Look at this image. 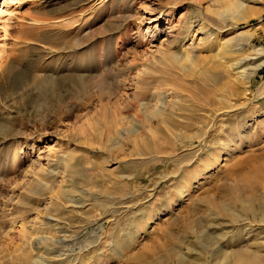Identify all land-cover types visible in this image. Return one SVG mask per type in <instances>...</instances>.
<instances>
[{
  "label": "rangeland",
  "instance_id": "obj_1",
  "mask_svg": "<svg viewBox=\"0 0 264 264\" xmlns=\"http://www.w3.org/2000/svg\"><path fill=\"white\" fill-rule=\"evenodd\" d=\"M131 1L1 0L0 9L4 13L0 16V56L6 55L12 48L20 28L26 33L39 32L37 36L41 41L35 42L39 44L40 50L42 49L41 61L33 62L26 58L18 65L19 72L26 75L34 69L32 73H35L37 66H45L56 70L57 76L55 84L54 81L34 79L27 82V75L23 79L15 75L16 77L3 80L5 82L0 84V111L12 112V118L8 121L0 119V124H12L14 128H20L22 123L29 122L28 119L33 120V116L39 118L41 114L46 115L41 118L46 119L48 124L45 129H39L38 134H34L33 130L28 133V148L24 149L25 153L17 162L20 167L10 175L11 184L16 187L14 201L21 203L27 200L31 204L40 202V196L37 194L48 193L49 187L43 184H52V181L50 177H41L43 184L31 185L33 178L45 172L48 158L55 159L58 154H68L71 156V167L69 171L62 173L54 183V188L59 192L60 186L67 181L74 196L84 197L86 206L47 211L49 208L45 201L40 203V207L44 209L39 214H27L26 208H13L12 204L5 206L14 191L6 185V190L0 191V239L6 234L18 233V229L23 227L22 218L25 214L28 215L27 220L37 223V227L45 214H52L64 227L70 228L73 234L75 233L74 236L76 235L74 242H69L70 245L72 243V258L75 260L72 264H124L115 252L116 246L119 242L124 243L129 235L134 233L138 234V242L133 249L136 253L150 251L154 258L162 257L166 259V264H175L174 257H170V251L180 245L179 240H184L196 250L203 249V246L197 242L187 224H179L176 227L173 239L166 236L165 231L171 218L183 216L184 224L189 218L197 219L210 214L211 211L214 212L213 209H206L194 215L191 213L192 204L213 191L214 184L220 185L228 179L226 172L233 163L252 153H260L264 148V94L258 93L259 86L264 83V65L257 70L250 84L238 86L241 93L236 95L231 94L230 88L224 86L231 81L229 74H234L235 71L231 68L229 71L225 66L215 68L212 62L205 58L208 51L199 45L202 34L196 37L195 45L197 54L201 55L200 60L204 61L196 68L195 74L178 71L176 65L169 63V56L168 60H165L168 65L167 62H159L160 65L158 62H150V55L156 52L155 49L161 42L177 34L186 16L193 13L196 6H201V9L195 28L203 26V31H207L210 27L213 28L214 24V27L219 29L220 38L235 32L248 31L251 33L249 36L252 38V46L262 47L264 51V0H238L245 4V9L242 10L244 12L237 11L238 13L230 14L231 16H223L219 11L227 9L235 0H177L180 2L178 4H173L170 0H134V3L130 4ZM213 8H216L214 13L210 10ZM162 9L166 15L160 20L154 19ZM130 13L134 17L127 25L121 26L125 23V14ZM122 20L124 23L121 24ZM117 25L120 27L117 28ZM28 36L29 34L25 35L26 42L30 41ZM108 37H114L109 41L112 42L110 45ZM115 39L119 41L118 44ZM78 41L84 43L78 45ZM189 42L186 37H181L179 46L184 48ZM21 45L24 46L25 43ZM45 48H50L56 53L49 57ZM105 48L108 53L113 52L115 48L120 51L122 59L119 67L125 69L121 75L130 82L129 86L126 85V90L124 88L122 91L126 96L132 97L135 90L136 93H141L140 98L147 97L151 104H155L152 92L156 91L157 95L167 92V100L171 102L181 90L185 100L174 108L176 116L173 115L170 121L177 122L180 118V123L187 127L180 124L182 126L169 131L167 124L159 125L155 118L149 119L140 109L142 99L135 100L133 105L134 99H130L129 108H124L122 112L135 116L136 121L140 122V136L132 135L126 138L121 147H113L110 140H107L109 135L115 137V133L105 132L102 136L92 132L91 127H86L89 129L85 131L82 130L84 128H79L82 122L92 123L98 118L106 120L104 114H101L105 111L104 104L103 108L98 105L101 104L98 100L100 92L96 87L87 92L90 95L84 94L78 87V81L64 78L62 75L66 67L72 68V64L91 58L94 64L102 65L99 66L101 72L104 63L100 56ZM87 50H92L91 58L84 57ZM252 50L248 49L247 54L250 53L254 58L255 51ZM149 64L151 66H148ZM144 72L141 77L140 74ZM136 78L142 81L143 87L140 84L139 87L135 86ZM159 79L164 81L162 86L156 85ZM111 80L110 77L108 82L113 83ZM148 83L154 87L147 86ZM146 91L151 95L144 97L143 92ZM19 93L21 96L17 97ZM77 95L82 105L80 104L81 107L79 106L76 113L70 114L66 107L72 109L73 98ZM15 97L23 98L18 100L19 104H15L11 102ZM57 105L61 110H58ZM48 107L54 109L49 110ZM212 109L215 114L210 116L207 112L213 111ZM38 110L41 112H36ZM204 121L207 126L201 128ZM149 127L156 133L150 134ZM91 134L94 138L88 144L85 136ZM133 137L139 138L137 147H134L130 140ZM13 141L0 147L1 156H5L3 152L11 150L9 147L14 146ZM33 143L36 147L34 149L31 146ZM106 144L109 145L108 149ZM90 158L94 162H89ZM34 159L35 163L32 162ZM259 194H263L262 189ZM215 213L219 216L218 212ZM188 214H191L190 217ZM16 215L19 216L14 219ZM227 219L225 222L228 227L223 229L225 237L217 239L219 246L230 251L250 245L254 249L263 250L264 254V223L260 222V217L254 221L253 215H248L245 221L236 223L237 225L231 224ZM97 222L103 226L102 234L97 230ZM187 245L182 246L185 252H189ZM201 255V261L209 260L210 264H214L215 259L209 254ZM54 264L70 262L54 259Z\"/></svg>",
  "mask_w": 264,
  "mask_h": 264
},
{
  "label": "bare ground",
  "instance_id": "obj_2",
  "mask_svg": "<svg viewBox=\"0 0 264 264\" xmlns=\"http://www.w3.org/2000/svg\"><path fill=\"white\" fill-rule=\"evenodd\" d=\"M170 1L173 4L180 3L177 0H170ZM133 3L134 0L130 2V4ZM1 5L2 2L0 0V7ZM125 6L127 7V5ZM196 7L194 8V10L192 9L193 11L191 10L193 13H190L186 16V20L181 24V27L177 31V34L173 36L171 35L172 37L167 39L165 42H161V45L155 49L156 52L152 54V56L150 55L151 64H155L156 62H158V64L159 62L160 63L165 62L167 56H169L168 58L170 59L169 63H173L174 65H176V67L179 69L178 71H181V73H186V74L187 72H190L191 74L192 73L195 74L196 68L198 66L200 67L201 63L204 61V59L200 60L201 55L197 54L198 53L196 52L197 45H195V41L197 39L196 37H198L199 34H202L201 37L199 38V45H201V48L203 50L208 51L207 54L208 56L205 58L209 59V62H212L215 68L219 66H225L227 67V69L229 68V71L230 68L235 71L234 74L231 75L229 74L231 83L228 82V84L224 86L230 88L232 92L231 94H236V95L240 94L241 92L239 91L238 86L250 84L251 83L250 80L256 74L257 70H259L264 65L263 48L262 47L257 48L255 46H252L251 44L252 38L251 36H249L251 33H249L248 31L235 32L232 35H228L225 38H220V36L218 35L219 29L214 27V24H213V28L210 27L207 31H203L204 28L203 26H199L195 28L194 25L196 24L197 19L200 17V15H198V12H200L201 6L199 8ZM244 9H245V4L239 2L238 0H235L234 2L230 3L227 9L219 11V13L223 16H231L230 14H234L237 11H242ZM210 10L213 13L216 12V8ZM3 13L4 11L0 9V16H2ZM164 14L165 11L162 9L159 11L158 15L154 17V19L160 20L163 18ZM133 17L134 15L132 13L125 14V17L123 19L125 20V23L123 22V20L120 21L121 24L122 22L124 23L121 26L127 25L128 22ZM116 27L118 28L120 26L117 25ZM20 29L21 31L19 30L17 37H15L16 40H14L12 48L8 51L6 55L0 56V84H3L5 82L3 80H7L8 78H12V77L14 78L15 75H17L21 79H23L27 75L26 77V80H28L27 82L32 81L34 79L35 81H51V82L54 81L53 83L55 84L56 83L55 80L57 77L56 70L52 68L49 69L48 67L45 66L44 67L37 66V69L34 71L35 73H32L34 70L33 69L31 71L32 74L26 73V75L25 73L19 72L18 65L23 61H25L26 58H29L28 60L33 62L34 61L40 62L42 57L41 55L42 49L40 50L39 44L35 42V40L41 41V39L40 38L38 39L37 36L39 32L37 34L34 32L26 33L25 30H22V28ZM27 34H29L30 36L29 42H26L27 40L25 39L27 37V36L25 37V35ZM181 37H186L187 41L190 40L188 45H186V47L184 48L179 46ZM108 39H110L108 40L109 42L112 41L114 37H108ZM115 40H114L115 43L118 44L119 41L117 39ZM22 43H25V45L24 46L21 45ZM83 43L84 42L82 41L80 42L78 41V45H82ZM111 43L112 42H109V45ZM246 46H249V48H247ZM248 49H253L252 51H255L254 58L251 57L252 55L250 53L247 54ZM45 50L47 51L49 57L53 56L56 53L54 50L50 48H45ZM118 50L119 49L115 48L113 52L108 53L106 52L107 49L105 48V50L101 54L102 56H100L104 63L101 72L99 70L100 65L94 64L93 58H91L93 56V53H91L92 50L89 51L87 50L84 57L91 59L82 62L78 61L72 64V68L66 67L62 75L64 78L67 79L73 78L74 80L78 81V87H80V91H82L84 94L90 95L87 92H91V88L93 87H96L97 91L100 92L98 93L99 94L98 100L101 104L96 103V101L94 103L100 106L104 104L103 106L105 111L103 110L101 114H104L106 120L105 119L101 120L100 118L98 119L96 118L97 120L92 123L82 122L79 128H84L82 130L85 131L91 127L92 132L102 136L105 132L109 134L115 133L114 134L115 137H112V135L111 136L109 135V137H107V140L108 139L110 140L111 142L110 145L113 147H117V146L121 147L123 141L126 140V138L128 137H132V135L140 136L139 128L141 126L140 122L136 121V119L134 118L135 116L132 117L131 115L123 114L124 112L123 109L129 108L130 106V104H128V101H130L131 103L130 99H134L132 101L133 102L132 105H133L135 103L134 102L135 100L137 99L141 100L142 98H140L141 95H139L141 93L138 94L135 92V90L134 92H132L133 93L132 97L126 96L125 92H124L125 95L123 94L122 92L123 89L125 88L124 90H126V85L129 86L130 84L128 83L130 82H127L129 81L127 78L122 77L123 74L121 75V73L125 72L124 71L125 69H123L122 67L121 69L119 67L122 58L120 55V51ZM27 53L28 55H26ZM148 66L151 65L149 64ZM169 66L170 68L172 67L171 65ZM144 69H146V67H144ZM172 69H174V67ZM142 74H145V72L141 73L140 76ZM108 76L109 78L110 77L112 78L111 81H114L113 83L108 82L109 79ZM178 77L179 76H177V78ZM94 82H96V84ZM135 82H136V84L134 83L135 86L138 87L139 84L140 85L143 84L139 78H136ZM162 82L164 81L159 79V82L156 85L162 86ZM46 85L47 83L45 84V86ZM146 85L152 86L151 83H148ZM44 88L46 89V87ZM95 91L96 90H93V92ZM178 93L179 94L177 95L176 93L175 94L176 96H174L175 98L172 101L170 100L171 102H169L167 100L168 96H166V94H168L167 92H162V94H158V95L156 91L152 92V95L150 93H147V91L143 92L144 97L147 96L148 94L153 96V99L156 100V103L151 104L148 101L147 97H145L146 99H142L141 102L139 101L141 106L140 109L146 114V116L149 119L155 118V120H157L159 125L162 126V124H167L166 128H168L169 131L174 127L178 128L183 125L182 123H180L179 117H178L179 120H176L177 122H174L175 120L170 121V119L174 117L173 115L176 116L174 108H176V106L179 103H182L185 100V97L182 94L181 90L180 92L178 91ZM258 93L259 95L264 94V83L261 86H259ZM25 94L26 93H24V95ZM18 96H21V94L19 93L17 97ZM78 96L79 95L73 98L72 109L66 107V109H68L67 111L70 112V114L76 113L77 112L76 110L79 108L81 104L78 101L79 100ZM90 97L92 98L93 96ZM21 98L16 99L15 97L11 100V102H14L15 104H19L20 101L19 99ZM121 99H123L122 102ZM80 101H82L81 98ZM49 103L50 102H48V104ZM124 103L125 105H122ZM7 104L8 103H5V105ZM152 105L155 106L152 107L154 108V110L151 108ZM96 107L94 108L96 109ZM54 108H55V104H54ZM58 110H61L59 109V106H58ZM36 112H41V110H38ZM52 112L51 113L49 112V114H52ZM207 113H209V115L211 116L215 114V111L213 110ZM10 114H12V112L9 110L0 111V119H4L8 121V119L10 120L12 118ZM45 116H46L45 114L44 115L41 114L39 118L33 116V120L28 119L29 122L22 123L20 128H14L12 124L7 126L0 124V147H3L11 140L12 141L14 140L13 141L14 146L9 147V149L11 148V150H7L6 152H3L5 153V156L4 155L1 156L2 153L0 152V165H1L0 191H5L7 187H11L14 191L12 195L9 196V200L5 204V206L12 204L11 206H13V208L17 206L18 208L20 207L21 209L26 208L25 210L27 214L28 213L39 214L44 209L43 207H40V203L41 204L45 203V201H46V205L49 208V210L46 209L47 211H50L51 209L60 210L61 208L68 209L69 207L72 206L73 208L76 207L82 208L86 206L85 203L86 200L83 199L84 197L77 198L76 196H74L70 188L71 185L68 184L66 180H65L66 181L65 184H62L60 186L59 192H57L54 188V186L56 185L54 183L58 181V178L61 177L62 173L69 171V168L71 167L70 166L71 156L68 154H58V156L55 159H50L51 157L48 158L45 172L42 173L41 176L37 178L36 177L33 178L31 185L33 183L43 184L41 177L42 178L50 177L52 181V184L49 183L43 184L47 188L49 187L47 191L48 193L37 194L38 197L40 196L39 197L40 202L39 201L36 202V204H38L37 206H34L36 204L33 203L31 204L27 200L25 201L23 200L21 203L14 201V198L16 197L15 194L16 187H14L11 184L10 175L12 174V172L16 171L17 168L19 169L20 167L18 166L20 164L19 163L17 164V162L20 161L23 153H25L23 152L24 149L28 148L29 131L33 130L34 134L36 133L38 134L40 133V131H38L39 129L43 130L45 129L46 126H48L47 120L41 118ZM206 123H207L206 121H204V123L202 122L201 128L206 127L207 126ZM183 126L185 127L186 125ZM149 132L150 134L156 133L153 132L152 127H149ZM136 137H133V139L129 138L132 141L134 147L137 145V140L139 139ZM93 138H94L93 134H91V136L89 135L85 136L86 142L88 144L90 140H93ZM130 140L129 142H131ZM175 140H177V138ZM31 146L33 149L36 148L34 147V143ZM106 146L108 149L109 145L106 144ZM32 151L33 150H31V154ZM90 161L94 162V160L91 158L89 159V162ZM32 162L35 163V159L32 160ZM226 175L228 176L227 177L228 179L222 181L220 185L218 184L215 186L214 184V187H212L214 188L213 191L215 192L211 191L213 192L212 194L211 192H208V194H205L202 198L197 199V201L195 200L196 202L192 204L193 206L191 208V213L194 215L197 212L206 211V209L207 210L213 209L214 212L211 211L210 214H207L203 217H198L197 219L189 218L187 222L185 221L186 223L184 224L182 222L183 216L182 217L180 215L176 217L173 216V218H171L170 222L167 224V228L165 231L166 236L172 238V236H175L176 234L175 229L179 224H181L182 226L187 224L188 229L191 230V233L194 236H196L197 242H199V244L201 243L203 246V249L196 250L195 248H192L190 244L187 245L184 240H179L175 238L176 240L180 241L179 242L180 245L178 247L171 248L170 251V257L171 259L174 257L176 261L175 264H210L209 260H203V261L200 260V257L202 256L201 254H209L211 258L215 259L214 264H264V254L262 253L263 250L261 249H257V248L254 249L249 245V246H245L244 248H242L243 247L242 246L240 248L238 247L231 249L230 251H227L226 249H224L223 246H219V244H217V239L223 236L225 237L223 229L228 227L227 222H225L226 218H228L227 220H230L231 224L234 223L236 224L245 221L244 219H247L248 215H253L254 221L257 220L256 218L260 217L261 218L260 222L264 223V148L261 149L260 153H252L248 157L242 158L236 161L235 163H233L232 167L231 168L229 167V169L227 170ZM6 185L7 187H5ZM261 189L263 191V194H259ZM82 192L87 193L86 190H82ZM215 212H218L219 213L218 215L220 217L217 216V213ZM27 214H25L22 218L23 227L21 226L22 228L18 229V233H14V235L6 234L4 238L0 239V264H54V259H58L59 262L69 261L70 264H72V262H75L74 258H72V243L71 245L69 243L74 239H76V235L74 236L75 233L73 234V231L70 228L67 229L66 227H64L61 224V221L59 219H56L52 214H47V215L45 214V217L41 219V221L38 223L39 227L36 226L37 223L35 221L27 220L28 218L26 219V217L28 216ZM18 216L17 215L16 217L14 216V219H16ZM28 222L29 224H27ZM96 225L98 227L97 230L99 229L98 231L101 233L103 226L98 222ZM137 242H138V234L134 233V234H130L129 238L126 241H124V243L120 244L119 242V245L116 246L117 250L115 252L117 253L118 258L124 262V264H166L165 258L162 257L154 258V254L150 251L136 253V251H134L133 249L134 247L136 248L135 244H137ZM185 245L189 246L188 247L189 252H185L183 250L182 246ZM191 255L193 257H191Z\"/></svg>",
  "mask_w": 264,
  "mask_h": 264
}]
</instances>
